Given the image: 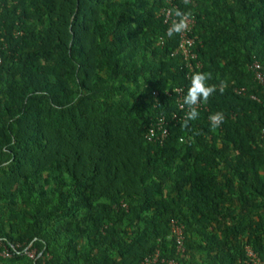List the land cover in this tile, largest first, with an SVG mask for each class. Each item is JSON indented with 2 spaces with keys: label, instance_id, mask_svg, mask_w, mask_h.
<instances>
[{
  "label": "trees",
  "instance_id": "obj_1",
  "mask_svg": "<svg viewBox=\"0 0 264 264\" xmlns=\"http://www.w3.org/2000/svg\"><path fill=\"white\" fill-rule=\"evenodd\" d=\"M169 7L0 0V264H238L247 245L264 262V0H173L196 19L193 71ZM195 72L227 87L185 128Z\"/></svg>",
  "mask_w": 264,
  "mask_h": 264
},
{
  "label": "built area",
  "instance_id": "obj_2",
  "mask_svg": "<svg viewBox=\"0 0 264 264\" xmlns=\"http://www.w3.org/2000/svg\"><path fill=\"white\" fill-rule=\"evenodd\" d=\"M167 3L170 5L169 8H164L161 11V15L164 16V21L163 23L167 26V28H169V26L171 25L172 21L177 19V17H175V13H173L171 7H172V2L173 0H166ZM188 19V29L182 33L179 34V42H178V46L177 49L175 51V54H181L183 57V60L185 61V65L186 68L189 69L190 71H193L195 68L198 69L200 68V64L198 62H192L196 59V54L194 52V47L196 44V38H192L190 35L192 34L195 26H196V19L193 15H188L187 17ZM253 70L257 71L256 72V78L257 81L262 82L263 81V74L260 73L261 71V67L258 63H253L252 65ZM243 91V89H240L239 91H236L238 94H240ZM175 93L177 94V107L178 110L182 113H176L172 116L173 120H177V121H184L185 119V115L187 112V108H182L181 104H182V98H183V89L179 88L175 90ZM156 95V94H155ZM165 121L164 118H160L159 121L157 122V124L155 125V127H151L149 129V133L147 135V140L149 141H155L158 140L160 142V144L163 142V140L166 138L167 136V130L164 128L165 126ZM157 132H161L160 136H157ZM264 135V132H263ZM171 233L172 236L176 242V250L177 253L179 254L180 258L184 257V247H183V236H182V227L179 225H176L175 223H172L171 225ZM244 252H245V259L244 261H240L238 264H264L263 261H261V259L258 257V255L256 254V252L250 247V246H245L244 248ZM27 255L31 258L34 259L35 257V253L32 252H28L27 251ZM12 257V251L10 249H8L4 243L2 242V240L0 239V259H9ZM160 260L159 257V252H155L151 255H148L146 257H144V259L142 260L141 264H157ZM167 264H176L174 261H167Z\"/></svg>",
  "mask_w": 264,
  "mask_h": 264
},
{
  "label": "clouds",
  "instance_id": "obj_3",
  "mask_svg": "<svg viewBox=\"0 0 264 264\" xmlns=\"http://www.w3.org/2000/svg\"><path fill=\"white\" fill-rule=\"evenodd\" d=\"M185 5L192 3V0H183ZM177 19L173 20L169 28L167 29V36L172 37L177 34L184 33L188 25V14L181 12L180 10L175 11ZM212 79L211 73L195 72L191 76L190 86L188 87L186 94L182 98V108H187L185 119L183 121V127L187 128L190 121H194L199 117L198 106L200 104H207L210 97H212L217 91L221 94L227 87L226 81H220L219 86L209 84L208 81ZM225 120L223 112H216L210 115L209 121L213 129L218 128Z\"/></svg>",
  "mask_w": 264,
  "mask_h": 264
}]
</instances>
